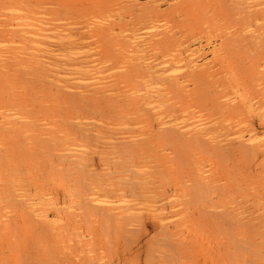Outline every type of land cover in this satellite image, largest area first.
Returning <instances> with one entry per match:
<instances>
[{"label": "bare ground", "instance_id": "bare-ground-1", "mask_svg": "<svg viewBox=\"0 0 264 264\" xmlns=\"http://www.w3.org/2000/svg\"><path fill=\"white\" fill-rule=\"evenodd\" d=\"M0 264H264V0H0Z\"/></svg>", "mask_w": 264, "mask_h": 264}]
</instances>
